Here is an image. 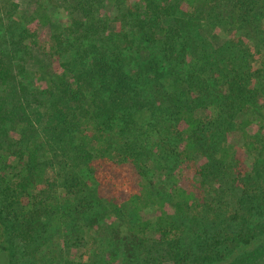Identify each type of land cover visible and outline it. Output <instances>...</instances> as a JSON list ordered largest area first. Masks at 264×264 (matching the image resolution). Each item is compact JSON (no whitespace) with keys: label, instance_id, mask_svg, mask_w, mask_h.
Here are the masks:
<instances>
[{"label":"trees","instance_id":"16d2710c","mask_svg":"<svg viewBox=\"0 0 264 264\" xmlns=\"http://www.w3.org/2000/svg\"><path fill=\"white\" fill-rule=\"evenodd\" d=\"M8 1V36H0V264L20 262L21 256L16 260L13 252L17 244L24 256H37L53 231L62 237L65 263L76 264L79 248L102 221L115 249L124 254L123 262L219 261V256H209L210 250L195 256L185 246L183 216L198 206L197 193L204 195L207 182L216 185L214 177L231 170L244 176L235 170L233 152L224 139L233 130L245 133L244 128L253 126L245 105L255 94L253 76L235 71L230 78L222 66L219 72L207 64L212 52L202 32L218 29L222 33L214 34L215 39H234L217 55L238 53L245 58L234 42L252 33L264 35V0H145L157 22L144 27L143 39L163 47L161 60L150 54L143 72L128 73L122 52L103 43L92 49L89 69L78 82L54 75L48 90L34 99L17 86L19 61L27 57L26 37L32 38L33 29L22 26L14 33L16 4ZM63 1L81 17L75 28L87 25L97 35L101 6L119 0ZM56 8L39 3L36 15L53 23ZM4 21L0 17V30ZM61 38L62 32L53 34L60 46ZM195 39L203 44L196 45ZM178 40L183 49L200 48L199 60H205L200 68L193 63L186 76L181 71V78L180 70L172 68ZM211 72L218 89L222 84L217 103L210 101L212 84L201 85L200 76ZM199 110L204 113L197 114ZM239 113L247 120L245 127L235 129ZM156 165L164 175L153 183ZM158 190L164 195L158 196ZM257 240L252 234L239 241L245 246ZM155 253L161 258H153Z\"/></svg>","mask_w":264,"mask_h":264},{"label":"rangeland","instance_id":"374dc122","mask_svg":"<svg viewBox=\"0 0 264 264\" xmlns=\"http://www.w3.org/2000/svg\"><path fill=\"white\" fill-rule=\"evenodd\" d=\"M125 1V5H120L121 0H119L101 6L97 16L101 28L96 35L90 32L87 25L86 28H75V20L81 17L77 14L74 16L66 8L63 0H14L16 4L14 19L17 29L12 30L17 34L22 26L33 29H30L32 38L26 37V44H30V47L26 50L27 57L19 61L20 74L17 78V86L25 89L28 99L40 98L39 93H45L48 90L54 75L64 78L66 82H73L74 79L78 82L77 77L89 69V54L92 49L102 46L103 43L106 48L115 47L117 49L114 51L122 52L121 57L127 63L128 73L143 72V62L149 60L150 54L157 56L158 60L163 58L162 46H156L143 39L144 27L152 28L148 25H151L153 21L157 22L156 18L148 13L145 0ZM10 3L8 0H0V17L5 19L3 28L0 30L1 37L8 36L6 28L9 22L6 18L11 9ZM39 3L45 8L57 5L52 12L53 23H48L36 15ZM166 23L163 21V25ZM52 24L57 25L56 29ZM155 26H160V23H155ZM215 30L212 34L207 31L202 32L204 37L202 39L210 44L208 47L212 52L207 64L219 72L222 66V70H226L230 78L235 76V71H239L246 78L253 76L251 88L255 97L249 105L242 104L245 108H249L247 111L251 110L249 115L253 126L244 128L247 130L245 133L233 130L226 134L224 142L233 152V159L236 162L234 168L236 171L243 172L244 176L239 177L233 174V170L225 172L224 175L213 178L216 185L206 183L204 195L197 193L196 205L198 206L194 207L190 214L183 216L184 243L192 249L195 256H202L208 250H210L209 256H219V261L215 264H264V79H262L264 35L252 33L246 38L236 39L234 42L236 49L238 52L242 50L245 58L238 53L225 55L223 58V55H217V51L234 39L229 41L223 37L217 40L214 34L222 33V31ZM261 30L264 31V25ZM61 32L60 46L53 42V34H61ZM33 40L37 44L33 45L31 43ZM194 42L196 45L203 44L197 39ZM175 46L176 52H173L175 60H172L174 65L172 68L180 70V76L177 75V77L181 78V71L184 76L188 75V70L190 71L193 63L197 65V68L205 64V60H199L198 57L203 56L200 48L183 49L185 45L180 40ZM197 50L198 55L195 53ZM213 72L209 75L201 73L200 78L201 85L207 87L212 84L209 90L210 101L217 103L218 97L219 100L222 97L219 92L222 84L218 89ZM230 78L228 77L227 80ZM203 113V110L197 112L200 115ZM144 118L147 120L146 116ZM245 120L247 119L244 114H236L233 123L235 129L236 126L245 127ZM252 143L260 147L256 149L252 147ZM162 171L161 165L153 167L151 172L153 183L161 180V176L164 175ZM49 175L55 178L53 172H49ZM156 193L158 196L164 195L162 190ZM234 216H236L235 220L232 219ZM110 219L113 218L109 217ZM102 223L92 230L91 237L88 241L86 240L85 246L79 248L80 250L76 253V264H130L123 262L124 254L117 252L112 236L103 230ZM55 234L56 232L53 231L51 238L49 237L48 241L42 245L41 251L37 254L38 257L24 256L16 243L17 246L13 247V252L16 254V260L21 256L18 264H66L60 247L62 237H57ZM252 234L257 235L258 240L241 246L239 240ZM154 257L161 258V255L155 253ZM161 264H173V262L168 258H162Z\"/></svg>","mask_w":264,"mask_h":264}]
</instances>
